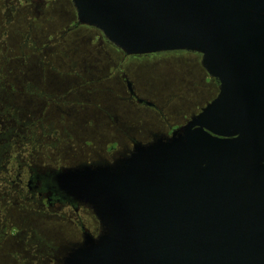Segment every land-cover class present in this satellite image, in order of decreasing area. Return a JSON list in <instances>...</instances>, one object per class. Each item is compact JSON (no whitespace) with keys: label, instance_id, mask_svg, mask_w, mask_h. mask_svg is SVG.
<instances>
[{"label":"water","instance_id":"obj_1","mask_svg":"<svg viewBox=\"0 0 264 264\" xmlns=\"http://www.w3.org/2000/svg\"><path fill=\"white\" fill-rule=\"evenodd\" d=\"M129 56L191 52L218 95L171 136L54 172L90 208L61 264H264V0H71Z\"/></svg>","mask_w":264,"mask_h":264},{"label":"rangeland","instance_id":"obj_2","mask_svg":"<svg viewBox=\"0 0 264 264\" xmlns=\"http://www.w3.org/2000/svg\"><path fill=\"white\" fill-rule=\"evenodd\" d=\"M9 3L12 2L0 0V77L8 80L15 91L11 92V99L4 96L0 110H6L8 114L16 116L18 121L23 118L22 121L28 123V127L24 128L9 116L18 134L13 137L11 145L17 151L20 148L25 151L27 146L29 155L23 158L25 162L30 163L34 169L44 168L54 162H70L72 153L69 146L77 145L82 139L94 140L102 147L118 141L126 142L125 139L115 138L117 135L112 134L110 128L103 127L100 122L103 114H100L98 106L106 110V119L112 121L117 116L118 122L132 121L135 127L145 126L151 121L144 116L141 107L135 116L127 115L125 100L122 101L123 107L118 108L121 95L112 80H109V74H113L116 65H119L118 53L89 43L87 39L94 33L91 28L63 33L72 23L69 24L68 20V0L46 2L42 14L35 22H32L30 15L25 17L23 14L17 15L16 11L9 12ZM28 35L41 48L46 45L48 35H56L57 41L48 50H25L23 41ZM81 56L92 60L93 64L88 69ZM130 61H126L124 66L136 71L137 94L159 107L168 106L166 112L188 111L196 101L204 104L215 95L205 82L199 85L197 56L193 54L166 53ZM25 69H29L26 80L17 75ZM8 73L10 76L2 75ZM52 73L57 75L54 85L50 81L46 83L48 78H52ZM102 77L108 79L104 87L93 85L95 80ZM41 84L42 88H39ZM37 89L66 98L68 105L78 102L85 104L86 109L82 111L84 116L82 114L78 117L74 113L75 118L67 119L58 115V121L54 123L57 135L48 133L42 136L38 132L34 137L38 97H33V101L27 100L30 102L28 104L22 94H29V91L37 94ZM44 126L50 131L49 121ZM138 138L143 140L141 136ZM40 140L43 149L39 158L37 153L40 151ZM74 218L72 212L66 209L41 210L33 201H27L9 190H0V264H32L34 261L44 264L55 257H61L70 244L80 241L81 232ZM12 229L16 230L15 234H12Z\"/></svg>","mask_w":264,"mask_h":264},{"label":"flooded vegetation","instance_id":"obj_3","mask_svg":"<svg viewBox=\"0 0 264 264\" xmlns=\"http://www.w3.org/2000/svg\"><path fill=\"white\" fill-rule=\"evenodd\" d=\"M6 1L12 2L9 3L11 4L9 6L10 11L9 8L7 9V11H16L18 13L17 15L23 14L25 15V17L30 15L33 18L32 22H35L36 18L42 14V10L45 7V3L49 2L50 0ZM68 1L70 3V6L67 7V11L69 14L68 20L69 24L71 21L72 23L68 26L66 30L63 31V33H69L70 31L73 32L79 28H91L84 26L77 21L76 10L71 0ZM91 29H93L94 33L93 35L88 37L87 40L89 43L96 44V46H99L101 49L107 48L118 53L120 59L119 65H116L113 74H109V80H112L113 85L117 88L121 95L120 99L122 100L119 101V103L118 101H116V103H118V108L121 109L123 107L122 101L125 100L124 103L127 106L126 114L135 116L137 112H139L138 108L141 107L143 108L142 112L144 116L148 117L151 120L149 122L150 124L146 123L147 126L145 124V126L135 127L133 124H131L132 121L122 120L121 122H118L117 116L116 118L114 117V121L106 119V110L101 109V106H98L97 109L100 111V114H103V116L101 117L102 120H100V122H102L103 127L105 126V128H110V130H113L112 134H115V136L117 135V137L115 138H120L121 140L125 139L126 142L121 143L118 141L114 144H109L108 147H102L98 142L94 140L82 139L77 145L69 146V150H71L72 153V158L71 160H69L70 162H54L52 164L46 165L44 168L34 169L30 163L25 162V160L23 159L27 155H29V153H27L26 151L27 146L25 147V151L21 148L19 149V151H17L11 145L13 137L18 136V134L16 133L14 126L10 123L11 120H9V116L11 115L10 117H12L14 120L16 119V123H21L22 127L24 128L28 127V123L23 122V118L18 121L16 116L8 114V111L6 110H0V190H9L27 201H33L41 210L50 209L54 211H61L63 209H66L67 212H72L73 216L75 217L74 219L76 225L77 227H79V230L81 232L80 241L76 243L82 242L85 234H92L93 236H98V234L100 233V223L97 217L95 216L94 212L90 208L86 207L81 203L65 199L57 192H55L52 183L54 172L82 164L111 160L114 156L118 155V153L127 152L132 149L133 144L138 141L149 142L153 140L156 136H171L176 130L186 125L194 115L199 114L202 108L205 107L209 102H211L219 93V82L217 81V79L212 78L205 70L202 65V56L200 54L180 51L141 56H129L122 52L120 49L110 44L99 30L94 28ZM31 39L32 38L30 35L25 37L23 41V45L25 47L24 49H29L30 51L35 52L39 50L42 51V49L48 50L49 46L57 41L56 35H48V41L46 42V45L41 48L38 47L36 45V42ZM166 53H190L197 56V66L200 75V84L198 82H195V84L201 85V83L205 82L206 85L208 84L207 87H210L211 91L215 93V95L209 101H206L204 104L202 102L200 103V101H196V97L194 100V102H196L192 104V108L188 111L180 113L178 111L173 110H170V112H166V107L168 106L165 105L163 107H159L151 100L137 94L135 88L136 71L133 68L125 67V62L139 58H149L152 56H157ZM81 60L84 65L87 66V69L91 66V64H93L90 58L87 59L81 56ZM27 72H29V69L20 71L19 73H17V75L25 77L24 79L26 80L29 75V73ZM2 75H4V77L5 75L10 76V73ZM51 77V79L48 78L46 80V83L47 81L48 83L50 81L51 85H54V82L57 81V75H54L52 73ZM141 79L143 81L144 77H142ZM193 79H195V77ZM3 80L4 79L0 77V103L5 100L4 96H8V98L11 99V92L15 91V87L8 84V80ZM107 80L108 79L106 77L105 79L103 77L98 78L93 82V85H98L102 88L107 84L105 83ZM43 84H45L44 81ZM39 88H42V84ZM35 92H37V94H32L30 93V91L29 94H22V96L26 98L25 102L27 100L33 101V97H38V101L36 104L37 116H35L37 117V119L34 125V127H36V132L34 137H36V134L38 132L42 133V136L47 135L48 133H55L57 135L58 131L54 128V123L58 121V115L61 118L68 117L69 119L71 117L75 118V114H77L78 117H81L82 114L84 116V113L82 111L86 109V105L81 102H78L73 105H68V103H66V98L46 94L42 89H37V91L35 90ZM29 103L30 102H28V104ZM14 120H12V122ZM48 121L50 124V131H47L46 127L44 126V124ZM107 125H109V127H107ZM154 125L157 127H155ZM53 129H55V131ZM138 136H141L143 140H140ZM41 142L42 141L40 140V151L37 153L39 158L42 156L43 149V144ZM64 159L66 160V158ZM11 232L12 234H15L16 230L12 229ZM72 244H70V246ZM70 246L67 247L61 257H55L54 260H48L47 263L44 264H61L62 259L67 254V250L68 248H70ZM29 263L30 262H26L25 264ZM32 264L38 263L37 261H34Z\"/></svg>","mask_w":264,"mask_h":264}]
</instances>
